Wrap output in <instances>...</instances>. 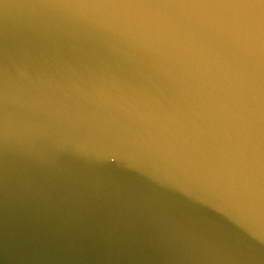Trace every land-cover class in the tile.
Wrapping results in <instances>:
<instances>
[{"label": "water", "instance_id": "1", "mask_svg": "<svg viewBox=\"0 0 264 264\" xmlns=\"http://www.w3.org/2000/svg\"><path fill=\"white\" fill-rule=\"evenodd\" d=\"M0 264H264V0H0Z\"/></svg>", "mask_w": 264, "mask_h": 264}]
</instances>
